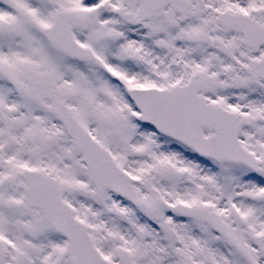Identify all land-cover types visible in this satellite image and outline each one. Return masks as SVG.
<instances>
[{"label":"snow or ice","instance_id":"1","mask_svg":"<svg viewBox=\"0 0 264 264\" xmlns=\"http://www.w3.org/2000/svg\"><path fill=\"white\" fill-rule=\"evenodd\" d=\"M0 264H264V0H0Z\"/></svg>","mask_w":264,"mask_h":264}]
</instances>
